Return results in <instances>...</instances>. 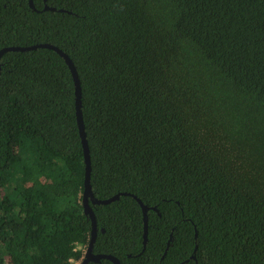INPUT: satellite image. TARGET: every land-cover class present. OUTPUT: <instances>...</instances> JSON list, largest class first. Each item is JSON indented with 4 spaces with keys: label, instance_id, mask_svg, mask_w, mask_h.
<instances>
[{
    "label": "trees",
    "instance_id": "16d2710c",
    "mask_svg": "<svg viewBox=\"0 0 264 264\" xmlns=\"http://www.w3.org/2000/svg\"><path fill=\"white\" fill-rule=\"evenodd\" d=\"M31 1L0 0V50L48 43L73 62L91 193H119L88 199L92 252L120 264H264V0ZM83 179L63 57L4 50L0 264L83 257ZM133 195L149 207L144 248Z\"/></svg>",
    "mask_w": 264,
    "mask_h": 264
},
{
    "label": "water",
    "instance_id": "95a60500",
    "mask_svg": "<svg viewBox=\"0 0 264 264\" xmlns=\"http://www.w3.org/2000/svg\"><path fill=\"white\" fill-rule=\"evenodd\" d=\"M45 1V0H44ZM29 5L34 8L32 1L29 0ZM44 9H49V10H55L54 7H50L47 6L46 4L43 7ZM35 9V8H34ZM61 10V9H60ZM36 47H48L51 49H54L55 51H57L64 59L65 63L67 64L72 78H73V82H74V92H75V117H76V122L78 125V130H79V135H80V139H81V145L83 148V161H84V179H83V194H82V205H83V212L85 215H88L91 221V232H90V238H89V242L87 245V248L84 252L83 258L80 261L79 264H86L89 261H93V262H99L101 258H106L109 259L110 261H112L114 264H120L119 260L110 255V254H95L92 252V245L93 242L95 240L96 237V233H97V226H96V220H95V216L93 213V210L89 204L88 199L90 198L91 203L92 204H104V203H108L112 200H115L119 197V193L106 198V199H97L95 198L92 193H91V187H90V183H89V176H90V156H89V149H88V145H87V141H86V137H85V132H84V126H83V120H82V112H81V87H80V82H79V78L77 75V72L75 70V67L73 65V62L71 61V59L68 57L67 54H65L63 51H61L59 48H57L56 46H53L51 44L48 43H39V44H33L30 46H11L8 47L6 49H1L0 50V54L4 51V50H28V49H33ZM125 194V193H122ZM136 200L138 201L140 208H141V212H142V218H143V248L145 246L146 243V239H147V210H148V206L143 204L139 198H137L135 195H133Z\"/></svg>",
    "mask_w": 264,
    "mask_h": 264
},
{
    "label": "flooded vegetation",
    "instance_id": "af4514ba",
    "mask_svg": "<svg viewBox=\"0 0 264 264\" xmlns=\"http://www.w3.org/2000/svg\"><path fill=\"white\" fill-rule=\"evenodd\" d=\"M86 250V249H85ZM85 252V251H84ZM84 255V254H83ZM83 258V257H82ZM82 258L78 261V263L77 264H79L80 263V261L82 260ZM100 262V261H99ZM99 262H97V263H99Z\"/></svg>",
    "mask_w": 264,
    "mask_h": 264
},
{
    "label": "built area",
    "instance_id": "2783aa9c",
    "mask_svg": "<svg viewBox=\"0 0 264 264\" xmlns=\"http://www.w3.org/2000/svg\"><path fill=\"white\" fill-rule=\"evenodd\" d=\"M72 262L76 263L77 261H73V260H72L70 263L72 264Z\"/></svg>",
    "mask_w": 264,
    "mask_h": 264
},
{
    "label": "rangeland",
    "instance_id": "374dc122",
    "mask_svg": "<svg viewBox=\"0 0 264 264\" xmlns=\"http://www.w3.org/2000/svg\"><path fill=\"white\" fill-rule=\"evenodd\" d=\"M77 263H78V261L76 263L72 262V264H77Z\"/></svg>",
    "mask_w": 264,
    "mask_h": 264
}]
</instances>
